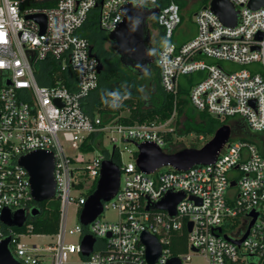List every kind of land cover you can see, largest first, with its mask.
I'll return each mask as SVG.
<instances>
[{"label":"built area","instance_id":"2783aa9c","mask_svg":"<svg viewBox=\"0 0 264 264\" xmlns=\"http://www.w3.org/2000/svg\"><path fill=\"white\" fill-rule=\"evenodd\" d=\"M39 1L44 0H0V243L10 237L9 250L21 264H68L72 255L84 264H148L140 241L147 232L161 245L155 264L172 257L183 263L190 255L172 256L169 246L184 231L187 251L207 257L208 264H263L264 7L252 10L251 0H227L237 12L236 25L228 27L208 5L194 15L196 35L177 43L173 38L182 19L174 0H51L53 7L33 6ZM128 4L158 10L155 28L167 42L158 49L155 65L160 87L173 103L163 122L127 125L86 112L87 98L98 87L99 61L81 35L83 27L93 21L104 34L116 30ZM35 15L45 17L42 33L38 23L26 19ZM49 63L57 64V70L39 77L36 68L41 71ZM222 64L244 68L232 71ZM180 90L187 92L184 99L196 112L220 120L237 117L256 138L229 139L214 163L187 171L168 166L145 174L135 164L136 150H127L131 161L123 163L119 142L154 143L166 152L165 135L174 133ZM104 139L120 155L118 191L103 202L102 214L92 223L82 226L78 216L76 226L68 228V207L74 205L80 215L103 161L112 160L115 150L97 155L85 151L88 145L100 148ZM36 151L54 157L59 227L47 235L53 239L50 247L17 248L20 236L34 235L30 212L40 205L19 161ZM168 193L184 195L174 217L153 208ZM109 209L116 220L101 219ZM4 211L25 213V233H14L16 228L1 221ZM86 235L95 243L84 257L81 242ZM67 236H76L77 242H67ZM243 238L239 246L233 243Z\"/></svg>","mask_w":264,"mask_h":264},{"label":"water","instance_id":"95a60500","mask_svg":"<svg viewBox=\"0 0 264 264\" xmlns=\"http://www.w3.org/2000/svg\"><path fill=\"white\" fill-rule=\"evenodd\" d=\"M248 7L256 10L264 7V0H251ZM209 9L219 18V20L228 27L236 25L237 12L227 0H210ZM123 21L119 27L106 34L113 51L119 56L121 63L126 67L138 68L139 73L148 70L149 65L154 63L155 58L151 55L149 45L151 32L148 27L150 20H153L157 9H148L140 5H125L121 9ZM32 19L40 25L41 33L45 29L44 15H35L26 17ZM92 46H90L91 50ZM103 66L98 62L97 72L100 74ZM231 137V128L223 125L216 130L211 139L201 148H185L175 153L164 152L154 143L134 144L137 151L135 164L137 168L145 174L154 173L162 167H172L177 171H187L195 165H210L215 162L219 152ZM115 147L113 148V152ZM20 165L28 172L32 189V196L37 204L50 201L55 196L54 157L51 153L36 151L23 156ZM120 183L119 167L112 160H105L101 165L99 177L96 181V187L90 194L79 215V222L82 226L92 223L102 214L103 202L110 201L117 193ZM231 185H234L233 183ZM184 198L182 193H168L153 208L168 213L169 216L176 215L175 207ZM151 207L147 206V210ZM40 211L33 208L30 212L31 217H37ZM255 218V214H252ZM1 221L8 227L21 229L26 221V215L23 211H17L11 214L4 211L1 215ZM252 221L248 229L253 225ZM188 231L191 230V224L188 225ZM248 233V232H247ZM245 234L244 238L246 237ZM233 241L240 245L244 240ZM140 241L146 249V262L155 264L161 255V245L157 238L147 232L142 233ZM11 238L7 237L0 243V264H21L11 254L9 244ZM95 239L89 235L83 237L81 242V254L87 257L93 250ZM166 264H182L177 257L168 259Z\"/></svg>","mask_w":264,"mask_h":264},{"label":"trees","instance_id":"16d2710c","mask_svg":"<svg viewBox=\"0 0 264 264\" xmlns=\"http://www.w3.org/2000/svg\"><path fill=\"white\" fill-rule=\"evenodd\" d=\"M174 1L178 4V0ZM189 1L192 2V0ZM209 1L210 0H200L202 9L209 5ZM55 3V1L44 0L34 3L33 6L50 8L53 7ZM178 6L181 10L182 6L180 4H178ZM81 35L91 43L99 63L103 66V71L98 75V87L88 96L85 103L87 113L100 117L104 122L116 119L118 122L127 125L143 124L155 120L163 122L170 117L173 108L172 98L164 93L160 87L159 73L155 63L144 73H139L138 68L124 66L119 56L111 47L109 50L105 48V45L108 43L107 36L96 28L93 21H89L83 27ZM161 42L162 44L167 42L163 36ZM55 70H57V64L49 63L45 65L41 71L38 70V74L39 77H43L44 75L45 77H50ZM42 84H44V82H42ZM128 85H132V91L129 90ZM98 91L99 96L96 95ZM103 93L106 94L104 98L101 97ZM143 94L148 95L151 106L146 107V100ZM180 95L178 102V117L184 113H187V115L191 113L201 122L197 127L185 125V130L181 135L197 133L198 136H213L216 130L221 126H229L227 123L229 118L220 120L204 112L197 113L188 104V101L184 99L187 92L180 90ZM125 111L128 112L126 116L124 114ZM230 128L231 135L238 136L236 139L249 141L252 140V138H256L250 134L245 123L241 119H236ZM171 139L172 133L165 135V141L167 143L171 142ZM97 148V144L88 145L85 151L92 152ZM179 150L180 149L172 150V148H169L165 151L166 153L172 154ZM112 161L117 165L121 164L117 149L113 154ZM95 187L96 183H94L91 192ZM46 204L49 205L48 208L45 207ZM38 208L40 210L39 215L29 221L32 226V234L53 235L57 233L60 208L58 201L53 199L43 202ZM13 232L16 234H23L25 233V228L13 229ZM169 250L172 256H179L187 253L186 232L183 231L172 237Z\"/></svg>","mask_w":264,"mask_h":264},{"label":"rangeland","instance_id":"374dc122","mask_svg":"<svg viewBox=\"0 0 264 264\" xmlns=\"http://www.w3.org/2000/svg\"><path fill=\"white\" fill-rule=\"evenodd\" d=\"M184 3V4H183ZM178 4L182 6L180 13L182 18V23L180 24L176 35L174 36L173 40L177 43L185 42L191 38H193L196 35V25L194 22V15L197 11L202 9V6L200 4V0H192L190 2L189 0H178ZM109 41L105 45V48L109 50ZM207 63H210V60L205 59ZM224 68L229 69L231 68L232 71H239L243 69L244 67L238 66V65H228V64H222ZM258 69V68H257ZM38 71V68H36V72ZM128 88L130 91L133 90L132 85H128ZM97 96H99V91L96 93ZM106 94L103 93L101 97H105ZM144 99L146 100V107L151 106V102L148 99V95L143 94ZM198 113V112H197ZM125 116L128 114L127 111L124 112ZM236 118H229L227 123L229 126H231ZM201 124V122L197 119L196 116L189 113L182 114L180 117L177 118V121L174 126V134H172L171 142L166 143L164 149L168 150L169 148L174 149H185V148H201L207 141L211 139L212 136H202L203 140H199V136L197 133H191L188 135H181L185 130V125H192L194 127H197ZM251 135H254L252 132H250ZM250 135V136H251ZM238 136L231 135V140L236 139ZM252 137V136H251ZM114 144L108 142L107 139H104L102 145L100 148H97L93 151L92 155H97L102 153V151H107L108 153H111L112 148ZM116 146L119 148V150L123 151L122 161L123 163H128L131 161L128 151L134 152L136 150V147L132 143H124L119 142L116 144ZM171 146V147H170ZM166 168L161 169V171H165ZM88 192L84 191L83 194H86ZM77 194L74 193V196ZM46 208L49 207L48 204L45 206ZM78 216L76 214V208L74 205H70L67 209V227L73 228L78 223ZM102 220H110L114 221L116 220V212L112 209H109L106 211L102 216ZM67 242H77L76 236H67L66 238ZM53 242V239L50 236L47 235H22L19 237L18 243L15 245V247H24V248H30L33 245H37L38 248L45 249L47 247H50L51 243ZM187 253L190 255V258L188 261L183 262L182 264H208L207 257L201 255V254H191L189 251ZM68 264H84V261L81 259L78 255H72L69 258Z\"/></svg>","mask_w":264,"mask_h":264},{"label":"flooded vegetation","instance_id":"af4514ba","mask_svg":"<svg viewBox=\"0 0 264 264\" xmlns=\"http://www.w3.org/2000/svg\"><path fill=\"white\" fill-rule=\"evenodd\" d=\"M148 27H149V30L151 32L150 42H149V45L151 47V55L155 58L158 49L163 45L161 42L162 41V34H161L160 30H157L155 28L154 20L149 21ZM110 47H111V44L109 43V48ZM154 63H155V60H154ZM153 64L149 65V67L152 66Z\"/></svg>","mask_w":264,"mask_h":264}]
</instances>
